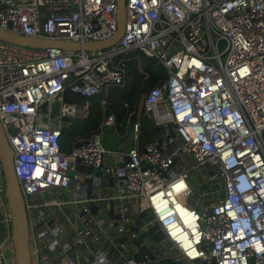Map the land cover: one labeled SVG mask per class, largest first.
I'll use <instances>...</instances> for the list:
<instances>
[{
    "label": "built area",
    "instance_id": "2783aa9c",
    "mask_svg": "<svg viewBox=\"0 0 264 264\" xmlns=\"http://www.w3.org/2000/svg\"><path fill=\"white\" fill-rule=\"evenodd\" d=\"M117 1L0 0V31L101 41L117 30ZM133 51L166 69L140 103L163 135L141 147L139 114L132 146L109 150L110 115L61 151L65 119H87L97 94L121 86ZM0 120L33 264H264V0H126L122 38L98 52L0 41ZM6 197L0 185V264H14Z\"/></svg>",
    "mask_w": 264,
    "mask_h": 264
},
{
    "label": "trees",
    "instance_id": "16d2710c",
    "mask_svg": "<svg viewBox=\"0 0 264 264\" xmlns=\"http://www.w3.org/2000/svg\"><path fill=\"white\" fill-rule=\"evenodd\" d=\"M140 56L139 61L138 57ZM124 83L108 91H102L91 101V112L87 119L66 118V125L62 129L60 148L63 152H71L76 143L87 140L103 131L104 120L113 115L116 126L107 128L106 131L117 132L118 143L114 149L132 146L129 143L131 124L138 119L140 114V145L145 147L155 142L163 135V128L155 125L148 115L140 113V103L144 95L151 89L163 85L168 80L166 69L157 66L153 59L136 53L135 51L122 56ZM140 68V65H142ZM66 102L83 103L85 100L67 91ZM103 101L106 103L103 104ZM121 136V138H120ZM107 140L105 144L107 146ZM180 169V168H179ZM218 182L209 185L211 190L218 189Z\"/></svg>",
    "mask_w": 264,
    "mask_h": 264
},
{
    "label": "water",
    "instance_id": "95a60500",
    "mask_svg": "<svg viewBox=\"0 0 264 264\" xmlns=\"http://www.w3.org/2000/svg\"><path fill=\"white\" fill-rule=\"evenodd\" d=\"M126 24V0L117 1V30L111 37L96 42L34 39L0 31V41L30 48H56L68 52H98L111 48L122 38ZM127 150V149H126ZM0 185L5 187L7 203L12 215L11 242L14 264H33L30 247V224L19 180L14 170V150L0 120ZM0 230V240L4 237Z\"/></svg>",
    "mask_w": 264,
    "mask_h": 264
},
{
    "label": "rangeland",
    "instance_id": "374dc122",
    "mask_svg": "<svg viewBox=\"0 0 264 264\" xmlns=\"http://www.w3.org/2000/svg\"><path fill=\"white\" fill-rule=\"evenodd\" d=\"M142 66H143V64L140 65V68H142ZM120 138H121V136H120ZM106 140L108 141L107 147L109 150L114 149L115 148L114 145H116L118 143V139H117L116 135H114V133H112L110 130L106 131L105 137H103L104 143ZM190 175H191V180H192L194 188H199L201 186V184L203 185V187L206 185V178H207L206 171H194ZM192 198H193V200H199L200 195L194 193ZM197 210L201 213L200 206H198ZM162 246L166 247L167 243L164 242L162 244Z\"/></svg>",
    "mask_w": 264,
    "mask_h": 264
},
{
    "label": "bare ground",
    "instance_id": "6f19581e",
    "mask_svg": "<svg viewBox=\"0 0 264 264\" xmlns=\"http://www.w3.org/2000/svg\"><path fill=\"white\" fill-rule=\"evenodd\" d=\"M189 217V216H188ZM197 233V227L196 225H192L190 227V230H189V233H188V236L190 237V239L193 241V242H197L198 238L197 236H195V234Z\"/></svg>",
    "mask_w": 264,
    "mask_h": 264
},
{
    "label": "crops",
    "instance_id": "0c3cea01",
    "mask_svg": "<svg viewBox=\"0 0 264 264\" xmlns=\"http://www.w3.org/2000/svg\"><path fill=\"white\" fill-rule=\"evenodd\" d=\"M114 135H116V137L118 136L117 135V132L116 133H114ZM119 137V136H118ZM129 141V143H130V140H128ZM126 148V147H125ZM124 148V149H125ZM165 264H185L181 259H176V260H169V261H167Z\"/></svg>",
    "mask_w": 264,
    "mask_h": 264
}]
</instances>
